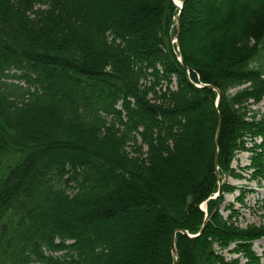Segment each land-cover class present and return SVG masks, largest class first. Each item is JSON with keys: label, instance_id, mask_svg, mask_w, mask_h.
<instances>
[{"label": "trees", "instance_id": "1", "mask_svg": "<svg viewBox=\"0 0 264 264\" xmlns=\"http://www.w3.org/2000/svg\"><path fill=\"white\" fill-rule=\"evenodd\" d=\"M179 1L180 10L173 0H0V264H85L88 252L106 260L104 228L130 213L148 214L137 264H175L172 245L177 264H260L252 247L264 223L238 228L231 205L223 218V195L237 188L216 172L241 178L231 163L243 151L248 179L264 176V107L253 108L264 99V0ZM200 16L208 34L196 54L189 35ZM204 130L208 170L181 184V140L206 165ZM83 140L91 158L76 146ZM89 158L117 181L110 191ZM163 174L174 182L168 196ZM67 204L78 208L80 240L59 218L46 224Z\"/></svg>", "mask_w": 264, "mask_h": 264}, {"label": "rangeland", "instance_id": "2", "mask_svg": "<svg viewBox=\"0 0 264 264\" xmlns=\"http://www.w3.org/2000/svg\"><path fill=\"white\" fill-rule=\"evenodd\" d=\"M115 2H119V0H114ZM204 6H206L207 1L203 0ZM203 3L201 5H203ZM240 7H245L244 5H240ZM253 7V6H252ZM240 10V8H238ZM101 12H103V8L102 10H100ZM245 12L243 10H240L239 13L235 15L236 18H241L242 15ZM105 14L107 15V11L105 12ZM111 15V14H110ZM193 23L191 24V29L192 31L190 32L189 38L192 41V49L194 52H196V54H199V47H203L204 42L207 38V31H206V25L203 22V16H200L198 19H196L195 21L192 20ZM193 25V26H192ZM186 25H184V30ZM206 31V32H205ZM206 33V35H205ZM179 37V36H178ZM199 46V47H198ZM264 107V99L263 101L258 104L257 106H254V109H259L262 110ZM191 116V115H190ZM194 116V117H193ZM193 118H196L198 121L199 120V116L200 114L197 113L196 115H193ZM188 118V116H186V119ZM209 119V118H208ZM187 129V124L183 125L182 127V133H184ZM186 134L183 136L182 140H181V147L183 149V154L185 157H181L180 158V172L183 175V179H181V184L187 183L189 182V180L192 178V176L195 175V172L197 173H202V175H204L206 173V171L208 170L209 164H210V140L208 139V134L205 132H203V142H204V154L206 157V165H200L199 163L195 162L194 160H192L191 155L193 152V145L189 142V140H187V136L185 138ZM77 147H79V149H82V151H85L87 153V156H90L91 158V152L94 151L92 144H90L87 140H83L82 142H80L79 144H76ZM249 147V146H248ZM173 156V155H172ZM250 157L251 154L250 152H243V151H239L236 153L232 163H231V168L234 170V172L236 174H238L239 176H241V178H233L232 176H225L224 179H222V181H220L222 183H225L227 185L230 186H234L237 189L234 190V192L231 193H226L223 195V203L220 206V212L221 215L223 216V218H227L231 212L226 210L225 208L229 205H231L233 208V211H235V216H232L233 218L231 219V221L235 224V226H237L238 228H245L246 226H260L261 224L264 223V176L260 179H248L250 176V173L252 172L250 169H246V167L248 168L249 164H250ZM89 158V163L91 164L92 168H93V177L98 176L99 172L102 173L104 172L106 177L107 175V169H105L103 166H99V168L97 167L98 165H100L99 162H95L92 159ZM172 158H175L172 157ZM103 168V169H102ZM99 169V170H98ZM101 169V170H100ZM99 171V172H97ZM102 171V172H101ZM158 173H162L161 168L158 169ZM90 174V176H91ZM114 174V173H113ZM116 175V173L114 174ZM164 176H167L163 179V182L165 184V189H164V194L167 195V193H172L173 190L172 188L174 187V182L172 179H170L169 175L163 174ZM163 176V177H164ZM99 177V176H98ZM185 177V178H184ZM107 179H110V183H112V186L109 187L108 184H106V186H102L100 187V190H102L104 192V190L106 191V189H109V191L113 188V186L115 187L117 185V181L115 180H111V178L106 177ZM109 181V180H107ZM134 180L133 178H125L124 182L125 183H132ZM94 189V188H93ZM178 189V188H177ZM182 189V188H181ZM96 190V189H95ZM100 191V192H102ZM241 191H243V201L239 202L236 199L238 198V196L241 194ZM163 198V197H162ZM166 197H164L165 199ZM169 197H167L168 199ZM170 202V200H168ZM170 204V203H169ZM78 208L76 206H74L73 204H67L63 210L62 213V217H60L58 214H55V211L50 213L48 218H47V222L46 224L49 227H54L56 222L58 221V218L63 221V223H68L67 224V228L70 229L71 232H75V229H77L78 227L80 228L81 226H77V225H73V216L75 214H79ZM61 210V209H60ZM166 213L168 214V216L175 221L176 220V215H170V213L168 211H166ZM58 216V217H57ZM75 220V219H74ZM140 218L138 217V220H134L132 221L133 224V228L132 232H134V234L136 235L135 240L133 241V244L131 246H129L126 250H125V257L124 260H122L120 262V258H116L114 261L115 264H123V262H129L131 264H137V262L139 261V257L140 255H142L144 248L146 246L145 240L142 239V235L138 237L139 235V231L137 230V222H139ZM152 221V219H151ZM231 222V223H232ZM150 224H148L151 227V223L149 221ZM106 228H104L105 231ZM90 233L91 230H88ZM87 233V234H88ZM132 235V233H131ZM89 236V235H88ZM139 238V239H138ZM118 239V237H117ZM129 239V238H128ZM143 240V241H141ZM166 240H162V241H158L157 245H156V255L158 256V258L162 261H164L165 256V243ZM139 244L141 245L140 247H142L143 249L139 248ZM234 246H231L230 248L233 249ZM138 248V249H137ZM254 253L259 256L261 258L260 264H264V256H263V252H264V239H259L257 241H255L253 243V247H252ZM139 250V252H138ZM226 258H231V257H235L234 255H227L225 256ZM105 258H100V261L98 264H102L105 262L104 260ZM85 264H90V262H86ZM109 264V263H106ZM240 264H244V260H240Z\"/></svg>", "mask_w": 264, "mask_h": 264}, {"label": "bare ground", "instance_id": "3", "mask_svg": "<svg viewBox=\"0 0 264 264\" xmlns=\"http://www.w3.org/2000/svg\"><path fill=\"white\" fill-rule=\"evenodd\" d=\"M148 214L146 213H130L118 220L113 221L112 223L108 224L105 228V232L108 230L110 232V235H112L113 239H109L107 243L110 245V252L111 254L106 258L104 264L110 263L114 260V258L120 254L125 252V250L133 244V241L136 238V235L134 232H132L133 224L132 221L138 220V217L140 218L139 222H137V230L141 229L142 222L146 218ZM77 217V214L73 216L75 219ZM132 233V235H131ZM82 231L80 229H77L76 238L80 240L82 238ZM118 237V239H117ZM95 240H99V233H94ZM129 238V239H128ZM92 244V243H91ZM89 262L92 261H99L100 258L96 257L93 253L88 252L87 258Z\"/></svg>", "mask_w": 264, "mask_h": 264}, {"label": "water", "instance_id": "4", "mask_svg": "<svg viewBox=\"0 0 264 264\" xmlns=\"http://www.w3.org/2000/svg\"><path fill=\"white\" fill-rule=\"evenodd\" d=\"M178 7H179V9L181 8L180 5H178ZM178 36H179V19L176 21V34H175V37H174V40H173V42L175 43V45L177 47H178ZM178 59L181 61V57L180 56L178 57ZM208 88H211V89H213V90H215L217 92L216 106H218V103H219V100H220V93L216 89H214V88H212L210 86H208ZM219 128H220V121H219V117H218V125H217V130H216L215 141H214L215 145L217 143V136H218V133H219ZM214 163H215V166H217V156L216 155H215ZM216 177L218 178L217 173H216ZM218 181H219V178H218ZM218 195H219V191L215 194V197L218 196ZM201 232H202V229L200 230V232L198 234H200ZM171 253L175 257V264H177V252H176V250H175L173 245L171 246Z\"/></svg>", "mask_w": 264, "mask_h": 264}]
</instances>
